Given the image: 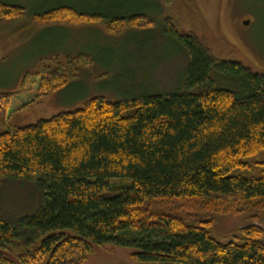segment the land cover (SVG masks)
I'll return each mask as SVG.
<instances>
[{"label": "trees", "instance_id": "trees-1", "mask_svg": "<svg viewBox=\"0 0 264 264\" xmlns=\"http://www.w3.org/2000/svg\"><path fill=\"white\" fill-rule=\"evenodd\" d=\"M124 1L101 9L59 4L27 26L103 23L110 35L154 28L149 9ZM26 18L25 8L0 1L1 24ZM164 34L189 59L183 93L94 98L13 129L17 94L0 93V185L34 183L43 202L18 224L0 218V264H86L95 248L132 233L143 239L136 264H264V225L256 217L264 213V74L217 61L172 22ZM91 63L85 55L42 60L25 78L39 80L34 103ZM241 215L254 217L241 229L242 243L212 237L219 219Z\"/></svg>", "mask_w": 264, "mask_h": 264}, {"label": "rangeland", "instance_id": "rangeland-1", "mask_svg": "<svg viewBox=\"0 0 264 264\" xmlns=\"http://www.w3.org/2000/svg\"><path fill=\"white\" fill-rule=\"evenodd\" d=\"M25 8L27 18L13 25L0 23V93L15 95L8 128H23L63 113L81 109L94 98L126 102L154 95L183 93L187 87L189 59L184 50L165 35L166 22L179 32L195 35L217 61L236 62L264 74V0H131L153 29H127L110 35L103 23L96 25L28 28L38 11L59 4L77 8L121 6L124 0H0ZM85 55L89 66L79 67L67 87L34 103L39 80L25 81L42 60L51 55ZM227 83L233 82L229 81ZM24 87L25 92L19 93ZM19 93V94H18ZM34 183L3 180L0 185V218L18 224L42 206ZM255 215V214H253ZM253 215L223 217L211 229L221 242L242 243L241 229L254 222ZM264 225V213L256 216ZM123 243L95 248L86 264H136L142 237L132 233Z\"/></svg>", "mask_w": 264, "mask_h": 264}]
</instances>
